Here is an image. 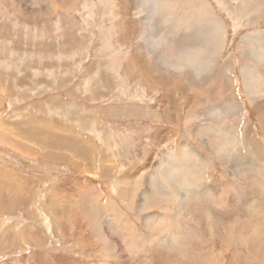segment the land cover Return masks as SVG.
<instances>
[{
	"label": "rangeland",
	"instance_id": "374dc122",
	"mask_svg": "<svg viewBox=\"0 0 264 264\" xmlns=\"http://www.w3.org/2000/svg\"><path fill=\"white\" fill-rule=\"evenodd\" d=\"M57 1L0 0V264H137L149 249L154 264H264V231L257 254L229 231L236 216L256 217L247 206L264 213V96L242 79V66L264 78L251 48L258 33L264 46V0H205L226 33L201 71L162 64L200 41L150 1ZM169 2L177 18L189 14ZM150 35L164 45L152 49ZM201 123L256 137L261 156L239 145L216 157L208 137H193ZM182 145L197 154L190 170ZM183 199L193 211L177 218ZM176 223L178 244L150 232L175 240Z\"/></svg>",
	"mask_w": 264,
	"mask_h": 264
},
{
	"label": "bare ground",
	"instance_id": "6f19581e",
	"mask_svg": "<svg viewBox=\"0 0 264 264\" xmlns=\"http://www.w3.org/2000/svg\"><path fill=\"white\" fill-rule=\"evenodd\" d=\"M14 1L17 2V5H19L21 3V0H14ZM30 1H33V2H35L34 4H37V2L39 0H30ZM148 1L153 3L154 8H155V13H157V14L159 13L160 15H164L163 19L165 22L170 21L172 23V26L175 29H177V28L178 29L179 28L180 29H189V32H191L193 34V37L200 41V42H198L199 46H197V47L194 46L193 48H188V49L183 50V51H178L177 53L174 54L173 57L171 56L172 58L171 57L168 58L169 60L167 62H163L162 64L166 65L169 68L174 69L176 71H183L184 69H187V68H193L196 71H199V70L201 71L202 69L211 66L213 59L215 57H218L220 55V53L222 52L223 46L225 45L224 43H225V33L226 32L224 30V26L222 25V23L219 20L212 18L209 15V7L207 5V2L205 0H178V2H180V3H178L179 9L188 11V13H189L187 16L185 15L186 17L180 19L179 17L177 18V15H175L177 12L174 13L173 10L171 9V7L168 6V5L172 4V2H169L170 0H142V3L144 4V3H147ZM57 2H58V6H60V7H65L66 5L69 4V0H58ZM124 2L127 5H129V0H124ZM183 4H185V5L183 6ZM180 5H182L181 8H180ZM51 7L54 8L55 4L49 3V6L46 8L45 11L49 12L50 10L53 9ZM24 12H29L31 15H38L40 13V10L39 9H32V10L23 9V13ZM199 24H201V25H199ZM200 26L205 27L204 28L205 31H201L199 29ZM151 33H152V31H150L149 34H151ZM200 34L203 35L202 40L200 39V37H201V36H199ZM258 34H259V37L262 36V33H258ZM259 37H258L259 40H258V43L256 44V46L251 45L252 46L251 48H253V51L255 53L254 58H256V60H258L261 64H263L264 63V46L259 43L260 38H262V37H260V38ZM135 38L139 40V38H140L139 32L135 34ZM255 38H256V36H255ZM254 40L257 41V39H254ZM261 40H263V39H261ZM164 43H165V41L163 39H158V38L156 39L153 35L149 36L148 45L152 49H153V47L155 48L158 45L159 46L164 45ZM143 44L144 43L141 41V47L138 50V56L140 58L145 57V54H146V50H145ZM206 54H208V56ZM205 56H207V57H205ZM154 73H157V72H154ZM242 79H243L245 91H247V93L249 95L264 96V78L262 76H258L255 71L249 69L246 66H242ZM179 118H180L179 112H172V120L174 122L177 123L179 121ZM186 134H187V136H189L188 132H186ZM199 136L201 139L203 137L209 138V139H205V140L208 143H211L209 146L210 148L215 149L214 155L216 157H220V156H223L224 158L229 157L231 160V157L236 155L237 152H239L238 151L239 145H240V151H241L242 147L243 148L249 147V149L251 150V154L256 156V157H260L261 153H262L258 141L255 140L256 137L254 138L253 136L247 135L244 138V140H241L240 139L241 135H240V132L238 130L236 132L235 131L232 132V131H228V130L225 131L224 129H221L219 127L217 128V127H214L211 125H206V124L201 123V124H198V127H196V130L193 134L194 138H197ZM203 144L206 145L205 142H203ZM189 148L187 147V145H182L180 150H181V156H183L182 160H184V162H185L184 166H187L190 170V168L192 166L194 167V165L196 163L193 161L195 159V157L193 155H195L196 153L192 149H189ZM196 156H197V154H196ZM164 158L165 159L161 162V165H159V166L162 169V171H164L166 169L165 170L166 171V178L169 179L170 174H171L172 170L174 169V166H172V169H171V166L168 165V162H169V160H171V157L166 156ZM168 158H169V160H168ZM233 162L235 163L234 167H236V168L242 167V166H239L240 164L237 165L235 160ZM185 179H187L188 182L190 181V183L194 184L193 182H191V180H189L188 175H186V176L184 175L183 181H185ZM155 187H158V185ZM160 192L164 193L161 186H160ZM178 193L179 192L177 191V194ZM164 195H165V193H164ZM150 203L151 202L146 197L143 201V208H141V209L148 208ZM155 206H157V205L155 204ZM159 208H160V206H159ZM245 209L247 211H251V213L254 212L256 217H254L253 219L251 217H248L243 221V220H241V218H238V216H236L234 218V221L229 224L230 225L229 231H231L230 234L235 235L236 239L240 242L241 246H245L251 254H257L256 253L257 251L253 250L252 247L254 244H262V243H260V241H261L260 237H259V239H257L256 235L259 233H263V231H264V229H263L264 213L259 211L257 208L253 207L252 205L247 206ZM192 211H193V209L191 208L190 203L186 202L185 199H183L182 203H178L175 206V208L173 209V214H176L177 218H179L180 216H183V215H185V216L190 215V213H192ZM203 216H204V218H203L204 220H209L211 218V214H210L209 210H204ZM149 221H150V224L149 225L146 224L145 226L148 225V227L152 228L154 231L161 232V230L155 229L153 227V223H155V220L153 218L150 217ZM217 221L220 222V220H217ZM160 228L161 227H159V229ZM175 228H176L178 235H177V237H174L175 240L170 239L171 241H169L168 237H164L161 240V238L160 239L158 238L160 236L159 233H155L154 231H150V232L154 236V238H156L162 244H166L167 246H169L174 241L177 242V243L175 242V244H178L179 243L178 239L180 240V238H182L186 234L184 232V226L176 223ZM258 240H259V243H258ZM181 245H182V243H181ZM146 249L148 250L149 248H146ZM149 251L150 252L154 251L155 254H152L148 258L146 263H145V261H142V262L137 263V264H154V262L156 261L157 255H159L158 254L159 252H157V250H154V249H152V250L149 249L148 252ZM255 256H256V259L259 260V262H261L263 260V257L260 254L255 255ZM176 264H177V262H176Z\"/></svg>",
	"mask_w": 264,
	"mask_h": 264
}]
</instances>
